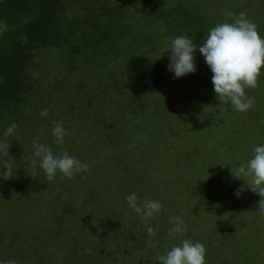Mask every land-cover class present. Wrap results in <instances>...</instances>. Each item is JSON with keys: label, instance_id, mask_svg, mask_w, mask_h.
I'll return each instance as SVG.
<instances>
[{"label": "rangeland", "instance_id": "374dc122", "mask_svg": "<svg viewBox=\"0 0 264 264\" xmlns=\"http://www.w3.org/2000/svg\"><path fill=\"white\" fill-rule=\"evenodd\" d=\"M77 2L73 14L95 12L99 23L82 28L78 54L56 49L28 65L33 87L13 122L19 132L4 139L0 167L13 177L0 179V261L160 264L190 240L204 246L206 264H264L261 197L231 171L264 144V68L257 86L245 88L252 106L238 112L217 99L198 50L196 71L179 79L165 52L181 35L199 46L242 12L264 38V0ZM55 123L66 131L62 145ZM33 143L88 169L48 181L38 161L29 163ZM133 193L138 203L159 201L160 212L141 219L126 201ZM176 216L184 231L169 236Z\"/></svg>", "mask_w": 264, "mask_h": 264}, {"label": "clouds", "instance_id": "9594fccd", "mask_svg": "<svg viewBox=\"0 0 264 264\" xmlns=\"http://www.w3.org/2000/svg\"><path fill=\"white\" fill-rule=\"evenodd\" d=\"M226 15L234 16L232 13ZM245 13L234 16L232 23H221L210 29L197 46L186 35L177 36L166 46L165 52H169L168 71L174 78L179 79L196 71L195 53L197 50L203 56L205 63L212 72L213 91L217 94L220 103H230L234 111H247L253 104V99L245 95V88H255L258 77L264 68V38H262L256 26L245 18ZM164 52V53H165ZM46 109L40 112L41 117H46ZM13 123L7 127L2 135L9 136L16 129ZM52 135L58 145L64 143L65 129L55 123ZM7 143L0 140V155H8ZM32 156L35 159L29 161L32 167L39 162V168L44 172L48 181H53L57 174L60 179L72 178L76 173L86 172L88 165L70 156L66 151L54 155L51 149L44 144L33 143ZM0 169V179L12 178V168L5 164ZM232 173L236 178L243 176L247 188L258 194L261 200L258 202L257 212L264 216V144L254 147L252 157L241 163ZM240 179V178H238ZM245 191L241 186L236 195ZM128 207L144 221L153 217L161 210V204L155 200L138 201L135 193L126 198ZM173 227L169 229V236L184 231V221L181 217H173ZM149 236L155 235V230L147 228ZM160 264H206L205 248L199 243L190 240H182L178 246H173L165 255L159 257ZM0 264H15L14 260L0 261Z\"/></svg>", "mask_w": 264, "mask_h": 264}, {"label": "trees", "instance_id": "16d2710c", "mask_svg": "<svg viewBox=\"0 0 264 264\" xmlns=\"http://www.w3.org/2000/svg\"><path fill=\"white\" fill-rule=\"evenodd\" d=\"M77 3V0H0V140L3 142L19 132L15 129L9 136L2 135L29 101L33 82L28 65L43 53L56 49L72 48L78 54L82 48L77 36L82 28L96 27L99 23L95 12L89 15L84 10L73 14L75 6L80 5ZM104 37L108 39L110 35ZM102 39L99 35L100 47Z\"/></svg>", "mask_w": 264, "mask_h": 264}]
</instances>
